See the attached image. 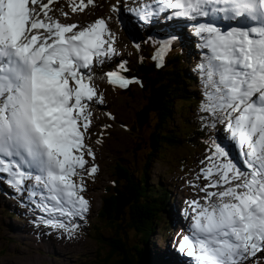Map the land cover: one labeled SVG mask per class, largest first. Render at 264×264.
Wrapping results in <instances>:
<instances>
[{
	"label": "snow or ice",
	"instance_id": "6c2138e0",
	"mask_svg": "<svg viewBox=\"0 0 264 264\" xmlns=\"http://www.w3.org/2000/svg\"><path fill=\"white\" fill-rule=\"evenodd\" d=\"M54 2L0 0V173L17 191L25 180H34L29 199L49 217L38 222L71 237L77 226L58 217L83 219L89 211L90 201L82 195L84 151L93 160L95 154L84 143L92 116L87 102H104L92 85L93 64H105L116 49L104 18L76 31L79 25L49 15ZM137 3L125 10L144 23L169 9L176 16L210 21L195 29L203 40L200 47L209 50L198 65L205 97L200 111L209 114L202 119L214 118L210 127L225 125L244 165L242 170L213 142L201 170L208 181L201 188L205 203L189 202L195 215L179 250L192 264H258L264 259L258 255L264 253V0ZM89 4L94 0H79L72 11ZM112 10L119 11L115 5ZM218 16L241 26L224 31L214 26ZM168 50L166 43L156 57L158 67ZM119 67L127 71L123 62ZM107 76L121 88L140 83L118 71ZM98 170L93 165L86 171L95 177ZM37 195L39 202L33 199Z\"/></svg>",
	"mask_w": 264,
	"mask_h": 264
},
{
	"label": "rangeland",
	"instance_id": "374dc122",
	"mask_svg": "<svg viewBox=\"0 0 264 264\" xmlns=\"http://www.w3.org/2000/svg\"><path fill=\"white\" fill-rule=\"evenodd\" d=\"M46 1L48 0H42L43 3ZM84 3L87 4L88 0ZM74 4L78 6L79 0H58L51 6L49 15L53 19L57 15L60 23L79 25L77 31L99 18H104L115 38L116 49L111 60L105 58L106 62L102 68L96 66L92 71V85L97 90V96H102L104 102L101 104L94 99L91 107L88 108L92 114L91 126L85 133L84 143L94 152L95 159L93 160L85 150L84 158L87 161L85 169L93 165L98 166L99 169L95 177L90 176L86 170L83 172L86 191L82 195L90 201V208L83 219L76 217L69 221L67 217H58L64 223L77 226L70 237L64 229H53L38 222V217L45 219L49 217L29 199V191L32 190L33 184L25 181L21 186L22 194L15 192L9 185L4 186L6 180L0 177V264H111L104 260L108 257L107 248L96 239L98 232L103 238H108L112 233L106 225L98 223L95 218L103 196V187L110 183L115 161L129 164L134 170L140 169L145 162H133L127 154L130 137L126 126L132 122L134 106L123 103L124 99L117 97L114 88L105 80L104 73L110 69H118L122 62L134 61V44L129 34L138 41L143 39V42L147 43L151 42L152 34L160 37L168 32L170 37L175 38L172 45L182 43L181 35L183 38H189L184 40L183 54L188 55L187 69L191 77L200 75L197 62L200 52L209 53L208 49L200 47L203 40L195 35L198 25L196 22H193L191 28H187L181 23L171 25V21H161L158 22L159 25H154L157 28L155 30L150 21L144 23L130 11L125 10L126 7L132 9L133 5L138 4L133 0L94 2V6L89 4L82 11L76 12L72 11ZM114 5L119 9L118 12L112 10ZM36 10L39 11V5L36 6ZM64 13H67V17ZM41 18L43 19V16ZM177 36L179 38H176ZM176 123L177 120L174 119V124ZM212 130L219 133L223 141L229 134L225 125L219 122ZM212 142L213 138L204 148L168 149L161 157H155L154 161L149 163L148 185H161L170 192L169 199L164 203L147 241L152 257L161 258L162 255L167 254L173 264H192L185 253L179 250L178 245L184 236L190 234L189 226L195 215L189 202L198 200L201 204L205 203L202 199L205 193L201 188L208 184V181L203 178L201 170L209 163L206 157L211 154ZM208 191H217V189L210 188ZM33 199L39 202L40 195ZM12 212L16 213V217L8 215ZM184 217L185 219L188 217L186 223L183 221ZM171 221L176 223L174 227ZM95 227L97 229H94ZM129 236L130 244L140 242L138 234L130 233ZM258 255L264 257V253Z\"/></svg>",
	"mask_w": 264,
	"mask_h": 264
},
{
	"label": "trees",
	"instance_id": "16d2710c",
	"mask_svg": "<svg viewBox=\"0 0 264 264\" xmlns=\"http://www.w3.org/2000/svg\"><path fill=\"white\" fill-rule=\"evenodd\" d=\"M100 1L105 2L94 0ZM129 35L133 38L135 59L124 62L127 71L120 67L118 70L125 78L140 83H132L128 88L115 87L114 91L124 99L123 103L134 106L132 122L126 127L130 137L127 154L133 162L145 163L134 170L129 164L114 162L110 183L103 187L95 213L96 221L112 233L103 238L98 232L96 239L107 248L108 257L104 260L108 263L166 264L165 256L150 255L147 241L170 192L161 185H148V165L168 149L204 148L211 138L216 144L222 143V138L209 126L214 118L202 119L209 116L200 111L205 99L202 76H190L188 55L183 54L184 40L189 38H183L179 45H170L167 38L147 44ZM166 43L169 50L163 56V66L158 67L160 61L156 57ZM204 57L200 53L197 62L201 64ZM8 215L16 217L13 212ZM130 233L138 234L140 242L130 244ZM259 264H264V260Z\"/></svg>",
	"mask_w": 264,
	"mask_h": 264
},
{
	"label": "bare ground",
	"instance_id": "6f19581e",
	"mask_svg": "<svg viewBox=\"0 0 264 264\" xmlns=\"http://www.w3.org/2000/svg\"><path fill=\"white\" fill-rule=\"evenodd\" d=\"M45 3H48V1H46ZM44 3V4H45ZM54 4V3H53ZM52 4V5H53ZM51 5V6H52ZM173 27V26H172ZM40 31H43V30H40ZM185 39H188V38H185ZM96 100V99H95ZM94 102V100L93 101H91V102H87L88 104H89V108L91 107V104ZM190 219V218H189ZM190 222V221H189ZM191 224V223H190ZM187 228V227H186ZM176 260H177V257H176ZM178 261V260H177ZM184 261V260H183ZM169 262L171 263V264H173V262H172V259L169 257Z\"/></svg>",
	"mask_w": 264,
	"mask_h": 264
}]
</instances>
